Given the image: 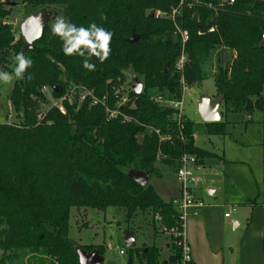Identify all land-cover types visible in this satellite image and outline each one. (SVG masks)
Wrapping results in <instances>:
<instances>
[{
    "label": "trees",
    "instance_id": "16d2710c",
    "mask_svg": "<svg viewBox=\"0 0 264 264\" xmlns=\"http://www.w3.org/2000/svg\"><path fill=\"white\" fill-rule=\"evenodd\" d=\"M17 3L32 8L26 15L63 7L65 19L78 27L95 22L112 31L109 59L100 64L93 58L96 71H87L80 57L63 54L50 24L32 43L21 32L17 37L7 20ZM174 9L175 19L170 17ZM159 10L165 15L157 16ZM177 26L189 32L185 45ZM135 34L138 40L129 42ZM263 39L264 0H0V70L11 72L17 53L33 61L25 79L14 80L9 95L16 121L0 122V264H14L21 251L42 256L33 264H46V258L50 264H80L79 248L98 249L103 256L100 246H77L69 239L73 207L125 208L128 222L139 211H151L155 232L170 239L166 261L183 264L178 245L183 227L174 200L163 199L149 182L140 185L129 171L162 177L159 163L176 170L184 155H194L197 163L215 156L196 145L194 121L185 115L179 125L175 109L157 101L160 96L180 99L182 78L188 87L204 80L203 63L214 53L216 97L224 96L221 113L264 110ZM221 48L236 51V56L225 62ZM183 50L187 61L178 71ZM130 69L143 82L139 94L125 86ZM71 83L108 94L112 107L120 96L118 88L129 89L130 101L121 109L134 120L109 119L104 107L88 102H66L65 114L43 107L48 100L43 86L54 87L53 94L59 96L62 92L55 86ZM226 123H208L209 132L226 134ZM128 250V264L165 262L156 245Z\"/></svg>",
    "mask_w": 264,
    "mask_h": 264
},
{
    "label": "rangeland",
    "instance_id": "374dc122",
    "mask_svg": "<svg viewBox=\"0 0 264 264\" xmlns=\"http://www.w3.org/2000/svg\"><path fill=\"white\" fill-rule=\"evenodd\" d=\"M51 11H57L58 17L63 16V7L59 10L55 6L47 8ZM32 8L23 3H17L12 6V13L8 17V22L13 24L15 34L18 37L20 33V22L30 12ZM65 18V17H64ZM56 20V19H55ZM51 21L49 24L55 22ZM219 51V50H218ZM226 54L223 53V56ZM217 53L213 57L207 59L203 63V71L207 73V77L200 83L187 88L184 91L185 112L188 118L195 122V134L199 146L219 152H223L228 159L247 160L253 166L255 173L261 174L263 170V153L261 145L257 144L261 136V127L263 124L264 110H256L251 114V122H245L244 112L241 114L228 112L224 114L226 134H212L209 132V125L204 122L199 111L198 102L203 95L215 98L217 88L213 76V70L216 63ZM233 58H224L225 62L231 61ZM13 67V66H12ZM127 81H131L132 71H127ZM141 80V77H139ZM14 83V82H13ZM13 83L11 85L0 84V122L16 121V112L9 102ZM126 89V92H129ZM142 138V135H139ZM243 142L245 145L240 144ZM197 164V162H196ZM217 159H206L205 166H193V172L198 178L196 183L197 194L203 195L206 200H211L207 188L213 183L211 176H205L198 172L202 167H217ZM159 169L163 171V176L158 177L152 175L149 183L153 185L157 193L165 200H171L174 196H180V182L176 171L173 167L163 163L158 164ZM238 175L241 176L242 185L249 183L251 175L247 166L238 167ZM199 175V176H198ZM153 214L151 211H139L132 221L128 222L126 217V209L120 207H109L106 210H100L91 207H73L70 212V228L69 239L75 245H91L100 246L104 257L103 264H128L129 248L125 244V231L132 227L136 237V247L156 245L161 248L160 259L166 261L170 255L168 244L170 239L165 234L155 232L153 225ZM157 225V223H156ZM159 227V225H158ZM124 251V253H121ZM0 251V258L2 255ZM20 257L14 259V264H33L35 260H40L42 256H34L30 252L21 251ZM37 258V259H36ZM46 264H50V259L46 258ZM11 264V263H6ZM13 264V263H12Z\"/></svg>",
    "mask_w": 264,
    "mask_h": 264
},
{
    "label": "crops",
    "instance_id": "0c3cea01",
    "mask_svg": "<svg viewBox=\"0 0 264 264\" xmlns=\"http://www.w3.org/2000/svg\"><path fill=\"white\" fill-rule=\"evenodd\" d=\"M219 51L226 54L224 58L236 56V51L226 48ZM262 117L261 136L257 142L263 153L260 175L247 160L228 159L224 152L220 155L206 148L215 156L206 157L195 165L205 166L209 158L218 160L217 167L198 169L199 175L212 177L213 183L207 188L212 199L206 200L197 194L196 184L193 194L204 205L190 208L184 222L185 238L196 264H264V113ZM241 166H247L251 175V181L244 185L237 172ZM180 197L174 196L171 200Z\"/></svg>",
    "mask_w": 264,
    "mask_h": 264
},
{
    "label": "built area",
    "instance_id": "2783aa9c",
    "mask_svg": "<svg viewBox=\"0 0 264 264\" xmlns=\"http://www.w3.org/2000/svg\"><path fill=\"white\" fill-rule=\"evenodd\" d=\"M183 2V0H181ZM233 2L234 0H230ZM178 13V9H174L172 13L170 14V17L175 19L176 14ZM157 16L165 15V13L161 12L160 10L156 12ZM214 28H211V31H213ZM177 33L180 35L182 39V43L185 45L186 41L189 38V32L186 29H182L177 26ZM187 61V56L182 51V54L176 64V68L178 71H182L185 62ZM182 84H183V94L180 99L176 100H166L163 97H158L157 101L160 103H163L169 107H172L176 111V120L178 121L179 125H181V121L185 117V102H184V91L189 88L184 78H182ZM127 88H122L120 91L119 99L115 105V107L111 106V103L109 101L108 94L98 95L93 89H89L85 87L84 85L74 84L71 83L67 85L66 87H62L61 95L55 96L53 94L54 87L51 86H43L41 88V93L47 97V102H43V107L46 109L50 107L57 108L61 113L65 114L67 112L66 102H69L70 104L78 103V105H81L84 102H88L91 106H102L105 108L106 113L108 115L109 119L112 118H120L122 123H128L134 118L131 115L126 114L122 109L121 106H124L130 101L129 92H126ZM44 112L40 115V118L44 117ZM156 133H160L159 130H155ZM197 159L194 155H184L181 160L180 164L176 169V174L178 177V180L180 182V188H181V197L179 199L174 200V204L176 205L177 209L180 212V221L182 225V239L178 242V245L183 250V264H196L192 258L190 246L185 238L184 233V222L185 219L189 216L190 212L188 211L192 207H199L203 206L204 202L202 200H198L195 198L193 192L194 187L196 183L198 182V178L193 172V166L196 165ZM227 217L230 216V213L226 214ZM156 223L159 225L160 219L158 216L155 217ZM164 231L169 233V231L166 228H162ZM121 253H124V251H121Z\"/></svg>",
    "mask_w": 264,
    "mask_h": 264
},
{
    "label": "clouds",
    "instance_id": "9594fccd",
    "mask_svg": "<svg viewBox=\"0 0 264 264\" xmlns=\"http://www.w3.org/2000/svg\"><path fill=\"white\" fill-rule=\"evenodd\" d=\"M100 19L106 21L107 16L101 14ZM51 35L60 39L65 56L80 57L83 68L89 72L97 68L96 63L92 62L93 58L103 64L111 55L113 32L95 22L87 27H78L59 16L51 26ZM12 59L14 67L11 72L0 70V84L11 85L14 80H24L25 73L33 65V61L23 53H17ZM27 79L32 80V74Z\"/></svg>",
    "mask_w": 264,
    "mask_h": 264
},
{
    "label": "water",
    "instance_id": "95a60500",
    "mask_svg": "<svg viewBox=\"0 0 264 264\" xmlns=\"http://www.w3.org/2000/svg\"><path fill=\"white\" fill-rule=\"evenodd\" d=\"M58 17L57 11H51L47 8L39 9L35 12H32L21 20L20 22V32L22 36L29 42L32 43L36 39L40 38L47 25L54 21ZM138 35H133L129 42L134 43L138 40ZM261 46L264 47V39L261 42ZM169 68V64L166 65V71ZM129 86L134 90L137 94L141 93L143 90V82L138 78V75L134 74L131 76V81L129 82ZM139 89V91H138ZM56 91H61L62 87L60 85L55 86ZM122 88H118V92H120ZM224 96H218L216 98H211L210 96H202L198 102V111L204 120V122H219L222 120V113L220 110L221 103L223 101ZM252 116L248 112H244V119L251 120ZM129 177L135 180L142 186H145L149 179L150 174L132 169L129 171ZM125 244L127 248H134L137 246L136 237L134 231L128 229L125 231ZM79 262L81 264V260H83V264H103L104 257L100 254L98 249H94L92 251H86L83 249H78ZM164 264H168L167 261Z\"/></svg>",
    "mask_w": 264,
    "mask_h": 264
}]
</instances>
